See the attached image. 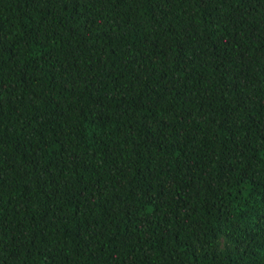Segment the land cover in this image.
<instances>
[{
    "label": "trees",
    "instance_id": "16d2710c",
    "mask_svg": "<svg viewBox=\"0 0 264 264\" xmlns=\"http://www.w3.org/2000/svg\"><path fill=\"white\" fill-rule=\"evenodd\" d=\"M0 264H264V0H0Z\"/></svg>",
    "mask_w": 264,
    "mask_h": 264
},
{
    "label": "rangeland",
    "instance_id": "374dc122",
    "mask_svg": "<svg viewBox=\"0 0 264 264\" xmlns=\"http://www.w3.org/2000/svg\"><path fill=\"white\" fill-rule=\"evenodd\" d=\"M225 240L222 241V243H224Z\"/></svg>",
    "mask_w": 264,
    "mask_h": 264
}]
</instances>
